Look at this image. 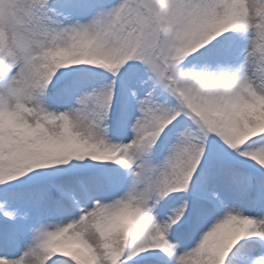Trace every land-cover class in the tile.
I'll use <instances>...</instances> for the list:
<instances>
[{
    "label": "snow or ice",
    "instance_id": "obj_1",
    "mask_svg": "<svg viewBox=\"0 0 264 264\" xmlns=\"http://www.w3.org/2000/svg\"><path fill=\"white\" fill-rule=\"evenodd\" d=\"M0 264H264V0H0Z\"/></svg>",
    "mask_w": 264,
    "mask_h": 264
}]
</instances>
